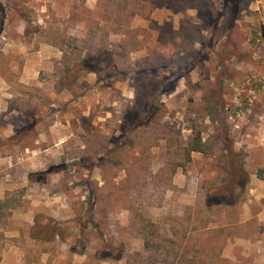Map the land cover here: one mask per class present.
<instances>
[{"label":"rangeland","instance_id":"374dc122","mask_svg":"<svg viewBox=\"0 0 264 264\" xmlns=\"http://www.w3.org/2000/svg\"><path fill=\"white\" fill-rule=\"evenodd\" d=\"M0 264H264V0H0Z\"/></svg>","mask_w":264,"mask_h":264},{"label":"trees","instance_id":"16d2710c","mask_svg":"<svg viewBox=\"0 0 264 264\" xmlns=\"http://www.w3.org/2000/svg\"><path fill=\"white\" fill-rule=\"evenodd\" d=\"M76 66L79 67L82 71L84 70V71L89 72V73H91V72L93 73L95 71V68H96L95 65L91 64V61L89 59L83 60L82 62L78 63ZM26 134L27 133L22 134L21 132H19V133L15 134L14 136H12L11 138H9L7 140V142L9 144H19L20 141L26 136ZM201 146H202L201 139L198 138L197 140H195L194 144L191 146L190 152H202ZM59 237H60V234H59ZM109 248H111V247H109ZM108 257H109L108 254L104 255V258H108Z\"/></svg>","mask_w":264,"mask_h":264}]
</instances>
